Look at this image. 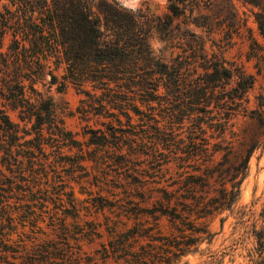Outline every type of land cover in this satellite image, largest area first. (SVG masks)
Here are the masks:
<instances>
[{
    "label": "trees",
    "instance_id": "obj_1",
    "mask_svg": "<svg viewBox=\"0 0 264 264\" xmlns=\"http://www.w3.org/2000/svg\"><path fill=\"white\" fill-rule=\"evenodd\" d=\"M94 1L0 0L1 261L81 264L83 243L105 226V258L177 264L211 236L215 217L235 209L264 143V101L250 106L254 74L210 51L189 25H174L186 0H170L167 19L158 17L161 37L182 48L170 61L152 47L146 13L119 0H98L94 11ZM247 1L262 38L250 33L251 54L263 56L264 0ZM46 74L60 90L81 89L77 110L95 120L84 125L86 139L36 86ZM240 112L251 118L243 129ZM239 211L256 239L253 264H264V205L258 217L246 205ZM94 212L104 220L76 229L68 221Z\"/></svg>",
    "mask_w": 264,
    "mask_h": 264
},
{
    "label": "rangeland",
    "instance_id": "obj_2",
    "mask_svg": "<svg viewBox=\"0 0 264 264\" xmlns=\"http://www.w3.org/2000/svg\"><path fill=\"white\" fill-rule=\"evenodd\" d=\"M170 3V0H139L135 9L146 13L151 19L153 25L150 35L151 45L166 61H170L177 52L182 51L180 46L169 45L156 28L159 16H162L163 20L167 19L165 15L170 11ZM183 5L186 6V13L176 17L174 25L180 24L182 28L189 25L190 28L204 35L210 51L219 52L228 61L235 65H243L248 72L254 74V85L249 91L250 106H261L260 101H264V55L251 54L252 39L250 38V33L253 32L262 41L253 13L256 7L247 0H186ZM91 8L94 11L99 10L98 0L91 3ZM195 21L204 24L197 25ZM9 40L7 36L5 48ZM61 71L62 68L56 70V73L60 75ZM50 80L51 75L46 74L44 80L36 83V86L51 95L59 109L64 110L65 124L75 132L76 137L81 140L86 139L84 125L87 122L94 123L95 120L83 119L77 110L83 96L81 89L74 83L68 82L67 86L60 90L58 83H50ZM262 108L264 109V105ZM11 114L13 118L20 120L15 112L11 111ZM234 121L237 129H243L251 124V118L242 112L234 117ZM80 189V184H76L77 195L80 198L88 196ZM244 205L246 209L253 210L256 217L259 216L264 205V143L256 148L250 157L247 175L242 183L235 209L215 217L210 223L211 236L202 238L197 247L179 258L177 264H253V258L257 257L256 239L250 231L251 227H246V223L242 222L239 208ZM87 219L103 221L104 216L95 213L78 220L69 218L68 221L75 228L78 225H85ZM42 223L46 224V222ZM102 229L105 232L104 236L83 243L81 264H119L114 258H105L102 254V242L108 241L105 226ZM15 237L17 235L13 236ZM75 250H78V247H75ZM8 260L10 262L0 260V264H13L12 261L22 264L20 259H15L12 255H9Z\"/></svg>",
    "mask_w": 264,
    "mask_h": 264
},
{
    "label": "clouds",
    "instance_id": "obj_3",
    "mask_svg": "<svg viewBox=\"0 0 264 264\" xmlns=\"http://www.w3.org/2000/svg\"><path fill=\"white\" fill-rule=\"evenodd\" d=\"M119 2L121 5L131 9H136L139 4V0H119Z\"/></svg>",
    "mask_w": 264,
    "mask_h": 264
}]
</instances>
